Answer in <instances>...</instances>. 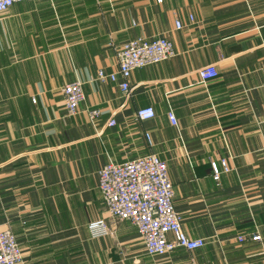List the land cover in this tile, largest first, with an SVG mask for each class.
I'll return each mask as SVG.
<instances>
[{
  "label": "crops",
  "instance_id": "0c3cea01",
  "mask_svg": "<svg viewBox=\"0 0 264 264\" xmlns=\"http://www.w3.org/2000/svg\"><path fill=\"white\" fill-rule=\"evenodd\" d=\"M160 37L175 54L134 71L128 95L120 78L98 80L118 72L123 44ZM211 65L219 77L204 83ZM77 81L86 100L71 117L62 89ZM146 107L156 117L141 121ZM150 155L168 164L184 231L203 248L151 257L107 212L100 170ZM6 229L23 264H264V0H41L0 14Z\"/></svg>",
  "mask_w": 264,
  "mask_h": 264
},
{
  "label": "built area",
  "instance_id": "2783aa9c",
  "mask_svg": "<svg viewBox=\"0 0 264 264\" xmlns=\"http://www.w3.org/2000/svg\"><path fill=\"white\" fill-rule=\"evenodd\" d=\"M41 0H0V14L7 12L15 4ZM182 25L177 23V29ZM175 54L173 42L165 37L148 40H133L117 50L118 72L106 73L101 70L98 80L118 83L125 95L130 93V78L134 71L157 65ZM202 82H209L219 77L213 65L199 71ZM65 110L68 116H76L85 102L83 84L79 81L67 84L62 89ZM95 119L101 115L98 110L88 111ZM137 117L141 121L152 120L156 112L152 107L140 109ZM173 125L177 120L171 113ZM112 120L110 126L115 125ZM148 137V136H147ZM149 139V137H148ZM223 171L214 163L215 180L222 173L230 170L222 162ZM99 190L109 215L116 221H129L138 230L147 255L164 256L177 249L193 252L206 245L204 239L190 238L183 228L181 215L174 205L175 190L170 180L168 164L156 155H150L123 164L109 163L99 172ZM104 229L107 227L104 225ZM245 241V237L239 239ZM252 241H262L260 236H253ZM0 264H23V253L14 234L6 229L0 230Z\"/></svg>",
  "mask_w": 264,
  "mask_h": 264
}]
</instances>
